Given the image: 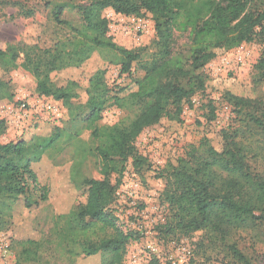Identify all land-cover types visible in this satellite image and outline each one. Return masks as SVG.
Returning <instances> with one entry per match:
<instances>
[{
    "label": "trees",
    "instance_id": "obj_1",
    "mask_svg": "<svg viewBox=\"0 0 264 264\" xmlns=\"http://www.w3.org/2000/svg\"><path fill=\"white\" fill-rule=\"evenodd\" d=\"M77 7L84 25L73 27L71 38L50 48L25 44L0 48L4 72L23 68L35 77L41 95L62 101L71 121L81 118L84 122L76 131L59 125L44 127L45 131L39 125L30 139L3 143L6 125L0 121V232L9 228L12 205L20 197L29 207L49 199V188L41 183L33 165L45 158L55 161L73 143L76 148L67 182L86 194V201L57 214L56 220L62 222L65 232L86 231L90 227L87 218L115 228L120 180L113 184L111 176L122 174L130 160L135 168L147 161L134 145L138 136L162 121L183 123L184 108L197 93L223 91V84L232 78H213L203 71L213 59L256 38L264 44V0H88ZM106 8L126 16L151 14L156 31L153 49H128L116 43L108 34L109 20L103 14ZM62 9L57 5L54 16L58 23L67 24L60 17ZM176 31L189 33L187 58L173 51ZM95 52L120 65V74L141 71L143 76L112 88L106 78L107 67L98 68L85 88L87 101L74 104L72 100L80 93L79 81L68 79L59 86L52 74L81 67ZM258 67L264 69V51ZM7 86L0 77V100L7 96ZM223 92L237 114V124L221 130V149L204 135L189 145L185 156L159 174L169 179L165 196L174 209L166 234L205 231L212 240L225 243L239 229L264 227V102ZM109 106L128 114L117 123L102 124L103 112ZM211 113L210 120L216 117L213 106ZM83 131L90 132L88 140L81 137ZM91 156L96 158L103 178L83 173L84 162ZM252 160L260 161L261 167H253ZM133 237V233L115 230L114 235L98 241L85 240L82 253L89 257L108 255L101 264H121ZM12 248L17 264H44L41 240L19 241ZM229 249L239 261L250 264L235 243Z\"/></svg>",
    "mask_w": 264,
    "mask_h": 264
},
{
    "label": "rangeland",
    "instance_id": "obj_2",
    "mask_svg": "<svg viewBox=\"0 0 264 264\" xmlns=\"http://www.w3.org/2000/svg\"><path fill=\"white\" fill-rule=\"evenodd\" d=\"M88 0H0V48L8 44L37 45L41 48H50L58 41L71 38L74 35L73 27L81 28L84 25L82 12L77 5H85ZM57 5L63 7L61 19L68 23H58L54 16ZM262 8V6H260ZM109 20V35L114 41L128 49H138L148 46L153 49V40L156 36L155 22L151 14L143 17L126 16L117 14L112 8H106L103 12ZM190 37L188 32L176 31L173 37L172 48L176 55L183 58L189 56ZM241 46L244 60L237 61V53ZM240 47L232 49L209 62L203 69L210 77H230L232 80L223 84V91L248 97L257 98L264 102V69L258 67V62L263 55L264 44L256 38L249 43H243ZM111 58H105L95 52L93 56L81 67L66 68L52 74V78L59 86L65 85L68 79L79 81L81 88L79 96L72 100L74 104L85 103L87 94L85 88L92 73L98 68L107 67V82L112 88L128 85L136 78L143 76L141 71L120 74V65L110 62ZM231 75V76H230ZM0 77L7 83V96L0 100V121H5V129L1 141H10L7 135V123L18 135V140H28L37 132L38 126L45 128L59 125L76 131L84 126L80 118L71 121L68 108L62 101H57L51 96L41 95L37 91L35 77L21 67L4 72L0 68ZM223 91L199 92L192 102L185 106L183 123L170 124L162 121L144 130L138 136L134 145L139 154L147 158L140 168H135L132 160L126 164L122 174H113L111 181L116 179L127 185L140 183L136 205L130 207V202L122 203L120 210L125 211L122 219H115V228L105 226L101 222L87 218L90 227L86 231L75 233L64 231L62 222L56 220V215L67 213L72 207L86 201V194L76 191L67 179L71 167V159L74 155L76 144L73 143L64 149L55 161L47 158L33 165L42 184L49 188V199L40 200L38 204L27 206L24 197H20L12 205V219L9 228L0 232V237L11 244L12 257L5 264H17L15 252L19 241L36 239L43 242L44 264H101L109 259L108 255L97 254L86 256L82 253V244L85 240L98 241L114 235L115 230L124 231L126 222L133 221L126 217L133 210H146L150 213H159L161 221L159 231L167 248L171 241L188 242L195 251L193 264H245L235 258L230 252L229 245L236 244L241 252L246 255L250 264H264V227L239 229L225 243L211 239L205 231H195L184 235L176 230L165 233V226L173 220L174 209L166 199L165 191L169 187V179L159 176L168 165L173 164L178 158L186 155L189 145L202 136L208 137L212 145L217 149L222 147L221 130L236 125L237 114L234 108L225 99ZM51 100L57 102L61 113L60 118L50 116L45 112H35L30 105ZM22 103H30L31 116L21 127L22 133L16 122L10 117L16 118L7 112L11 105L19 106ZM211 106L215 107L216 117L209 119ZM87 113V112H86ZM84 113V117H86ZM128 114L115 106L107 107L103 112L102 124H114ZM25 125V126H24ZM24 126V128H23ZM45 127V128H44ZM42 130V131H43ZM20 131V132H19ZM83 139L90 138L89 131H83ZM253 167H261V162L251 161ZM83 173L89 178L100 179L103 175L99 172V165L95 157H89L83 165ZM119 175V176H118ZM129 191V190H127ZM34 196L39 198V193L34 191ZM117 211V204L116 210ZM116 217V214H115ZM159 217V216H157ZM134 225L133 223H130ZM63 237H66L63 239ZM63 239V240H62ZM169 245V246H168ZM210 258L208 262L205 259ZM33 264V263H32ZM37 264V263H35Z\"/></svg>",
    "mask_w": 264,
    "mask_h": 264
},
{
    "label": "built area",
    "instance_id": "obj_3",
    "mask_svg": "<svg viewBox=\"0 0 264 264\" xmlns=\"http://www.w3.org/2000/svg\"><path fill=\"white\" fill-rule=\"evenodd\" d=\"M244 46H241L237 53V61L241 63L244 57L241 51ZM30 103H22L19 106L13 104L7 109V112L16 118H11L12 122H16L17 126L19 124V129L21 133V127L25 121L31 116L29 111ZM36 109L35 112H45L50 116L56 118L61 117V111L56 101L51 100L45 103H41L38 99L37 102L30 105V108ZM25 126V125H24ZM23 126V128H24ZM19 131V132H20ZM131 187L125 185V183L118 186L116 190V219H122V215L125 211L120 210L122 206L121 202L127 203L130 207L136 205V198L138 190H140V183L134 181L130 184ZM129 190V191H127ZM159 216V217H157ZM129 219L132 218L133 221L127 220L124 229L125 233H133L134 237L130 240L127 251L125 253L124 259L121 264H193V258L195 255L194 248L186 241L174 242L171 241L170 248H167L164 240L159 231V224L161 221V215L159 213H150L146 210H133L126 214ZM133 223L134 225H131ZM12 250L9 241L0 237V264H5L6 260L11 259Z\"/></svg>",
    "mask_w": 264,
    "mask_h": 264
},
{
    "label": "crops",
    "instance_id": "obj_4",
    "mask_svg": "<svg viewBox=\"0 0 264 264\" xmlns=\"http://www.w3.org/2000/svg\"><path fill=\"white\" fill-rule=\"evenodd\" d=\"M8 127H7V132L9 135H7L8 137H10V141H16L15 138L18 137V135H16V132L13 131V129H11V127L9 126V122L7 123ZM8 141V142H10Z\"/></svg>",
    "mask_w": 264,
    "mask_h": 264
}]
</instances>
